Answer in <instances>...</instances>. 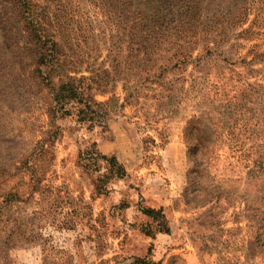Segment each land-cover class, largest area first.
I'll return each mask as SVG.
<instances>
[{"label": "rangeland", "instance_id": "1", "mask_svg": "<svg viewBox=\"0 0 264 264\" xmlns=\"http://www.w3.org/2000/svg\"><path fill=\"white\" fill-rule=\"evenodd\" d=\"M10 1L0 0V264H264V0H27L61 47L55 67L40 63L18 19L26 8ZM133 55L188 64L138 73ZM148 75L166 76L161 90L174 95L150 123ZM69 76L124 105L92 121L52 118V87ZM97 150L126 174L107 178ZM147 207H163L169 232Z\"/></svg>", "mask_w": 264, "mask_h": 264}, {"label": "trees", "instance_id": "2", "mask_svg": "<svg viewBox=\"0 0 264 264\" xmlns=\"http://www.w3.org/2000/svg\"><path fill=\"white\" fill-rule=\"evenodd\" d=\"M15 6L19 5L20 7H24L26 9L22 10L19 9L18 13V19L23 24H25V32L27 33V37L29 42L32 44L37 45L41 52H44L40 57V63L42 64H48V66L55 67V64L59 62L61 59V47L59 43L56 41V39L53 37L52 31L48 28L47 23L44 22V15L43 13H40L37 11V8L32 7L30 3L27 0H12L10 1ZM17 17V15H15ZM12 17V16H11ZM13 18V17H12ZM25 21V23L23 22ZM187 59H183V61H176V63L171 67L167 63H162L160 65H157V63L153 62L152 58H144V60L139 59L136 55H133V60L128 64V67L131 68L133 71H140L146 72L147 74L151 73L153 70H160V73L165 74L168 73V71H172L175 69L180 68L183 65H187ZM171 62V61H170ZM202 65V64H199ZM159 68V69H158ZM150 81V85H147V82ZM162 82L160 83L156 79H151V76L148 75L146 79V85L143 87L147 89L149 92H154L155 94L152 96L153 99H155L154 105H142L144 108V112L147 115L146 123H150L151 117H155V115L161 114L162 118H167L166 115H163V111L168 110L167 112H170V106L172 105V100L174 99V95L171 93H165L163 90H161L162 86H166L168 84V81H166V76H162ZM51 83H55L53 80ZM153 84H157V86H153ZM136 89H138L137 86H134ZM166 88V87H165ZM157 92H161L158 93ZM52 94H53V100L52 105L49 109V114L52 118L54 116H72L76 115L78 117V121L84 122L88 120H94L95 117H90V114L93 116L100 114L102 117H106L110 111L116 110V108L123 106L124 104H119V98L113 97L105 102H99L95 98L91 97L90 95L86 96L84 90H80L78 88V85L74 82V79L72 76H69L68 79H63L62 82L59 84L58 87H56V84L52 87ZM133 94L127 95V101L129 100L128 97H131ZM135 100L138 101V95H133ZM133 98V97H131ZM148 98V94H147ZM168 99V100H165ZM91 100V101H90ZM73 102H81L83 104V107H69L68 103ZM148 104L147 102H145ZM155 108V113L151 114V109ZM53 115V116H52ZM56 129H59V125H55ZM52 134L51 137L53 138L55 136ZM146 137L151 139V136L146 135ZM165 138V137H163ZM148 139L143 138V150H147L149 148L146 143H148ZM152 142H155V140L151 139ZM82 152V151H81ZM98 153L99 159H102L106 162V177H122L126 174V169L124 165L119 161L116 155H108L105 153L100 152L99 150L96 151ZM86 152H82V155L85 156ZM86 159V158H85ZM96 168L99 169V166L96 165ZM145 214L153 219V221H158V231L162 232H169V224L167 222L164 209L163 207H147L145 209ZM148 229H150L147 226ZM151 230V229H150ZM147 230V235H152V231Z\"/></svg>", "mask_w": 264, "mask_h": 264}]
</instances>
